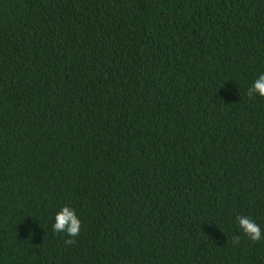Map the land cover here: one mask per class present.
I'll return each instance as SVG.
<instances>
[{
  "label": "trees",
  "instance_id": "16d2710c",
  "mask_svg": "<svg viewBox=\"0 0 264 264\" xmlns=\"http://www.w3.org/2000/svg\"><path fill=\"white\" fill-rule=\"evenodd\" d=\"M261 73L264 0H0V264H264Z\"/></svg>",
  "mask_w": 264,
  "mask_h": 264
},
{
  "label": "clouds",
  "instance_id": "9594fccd",
  "mask_svg": "<svg viewBox=\"0 0 264 264\" xmlns=\"http://www.w3.org/2000/svg\"><path fill=\"white\" fill-rule=\"evenodd\" d=\"M248 92L249 95H256L258 93L264 96V73L257 76ZM236 222L242 233L249 238L258 240L264 237V228L254 219L248 216H238ZM81 223L82 221L77 210L70 204H65L55 213L52 227L55 231L65 233L71 238L79 235Z\"/></svg>",
  "mask_w": 264,
  "mask_h": 264
}]
</instances>
